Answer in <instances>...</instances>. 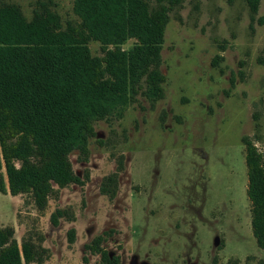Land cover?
<instances>
[{
  "label": "rangeland",
  "instance_id": "obj_1",
  "mask_svg": "<svg viewBox=\"0 0 264 264\" xmlns=\"http://www.w3.org/2000/svg\"><path fill=\"white\" fill-rule=\"evenodd\" d=\"M7 4L26 20L45 10L58 16L61 31L82 30L74 0H0ZM262 18L264 0L256 13L245 0H182L168 11L163 97L152 103L139 93L94 120L87 156L78 149L69 155L81 183L54 186L43 209L28 194L0 192V227H11L18 244L30 239L41 251V261L29 264H103L85 248L97 235L121 264L264 260L251 232L242 142L247 136L264 152ZM134 43L127 38L120 47ZM87 47L102 55L99 41ZM115 173L114 192L102 193L105 178ZM56 209L72 217L54 225Z\"/></svg>",
  "mask_w": 264,
  "mask_h": 264
},
{
  "label": "trees",
  "instance_id": "obj_2",
  "mask_svg": "<svg viewBox=\"0 0 264 264\" xmlns=\"http://www.w3.org/2000/svg\"><path fill=\"white\" fill-rule=\"evenodd\" d=\"M154 1L158 6L151 8L147 0H74L82 30L65 31L53 12L35 11L26 20L16 5L0 6V192L28 194L43 209L54 186L81 183L69 155L78 149L87 156L94 120L106 119L117 104L136 101L139 93L152 103L163 97L160 65L168 11L182 0ZM245 2L257 12L259 0ZM127 38L135 39L128 50L120 47ZM89 40L101 43V56L91 55ZM260 102L264 108V95ZM242 142L251 232L264 250V152L247 136ZM116 176L105 178L102 193L114 192L110 185L117 184ZM63 217L72 216L56 209L50 221L57 225ZM67 235L73 242L74 229ZM103 241L97 235L85 248L103 264H121ZM41 259L30 239L18 244L11 227H0V264Z\"/></svg>",
  "mask_w": 264,
  "mask_h": 264
}]
</instances>
